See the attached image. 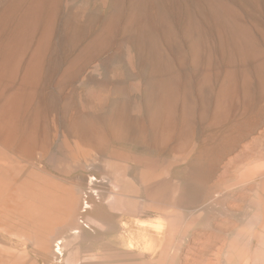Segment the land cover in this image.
Masks as SVG:
<instances>
[{"label": "rangeland", "instance_id": "1", "mask_svg": "<svg viewBox=\"0 0 264 264\" xmlns=\"http://www.w3.org/2000/svg\"><path fill=\"white\" fill-rule=\"evenodd\" d=\"M8 107L19 137L37 113L107 138L137 124L108 152L202 190L172 263L264 264V0H0V127Z\"/></svg>", "mask_w": 264, "mask_h": 264}, {"label": "bare ground", "instance_id": "2", "mask_svg": "<svg viewBox=\"0 0 264 264\" xmlns=\"http://www.w3.org/2000/svg\"><path fill=\"white\" fill-rule=\"evenodd\" d=\"M11 110L0 127V264H173L170 234L204 215L202 190L189 195L160 160L155 175L149 154L108 152L137 124L122 118L107 138L88 116L66 133L49 116L39 128L36 112L19 137Z\"/></svg>", "mask_w": 264, "mask_h": 264}]
</instances>
